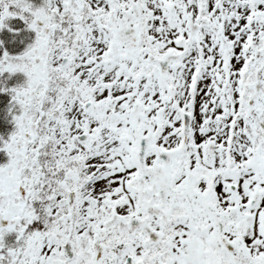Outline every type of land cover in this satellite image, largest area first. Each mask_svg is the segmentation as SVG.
Wrapping results in <instances>:
<instances>
[{"label": "snow or ice", "instance_id": "1", "mask_svg": "<svg viewBox=\"0 0 264 264\" xmlns=\"http://www.w3.org/2000/svg\"><path fill=\"white\" fill-rule=\"evenodd\" d=\"M0 264H264V0H0Z\"/></svg>", "mask_w": 264, "mask_h": 264}]
</instances>
